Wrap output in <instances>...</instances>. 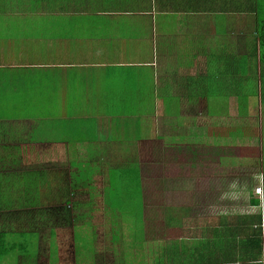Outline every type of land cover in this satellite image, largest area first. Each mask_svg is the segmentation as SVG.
<instances>
[{
  "label": "crops",
  "instance_id": "1",
  "mask_svg": "<svg viewBox=\"0 0 264 264\" xmlns=\"http://www.w3.org/2000/svg\"><path fill=\"white\" fill-rule=\"evenodd\" d=\"M263 28L264 0H0V160L14 148L55 164L30 167L31 179L108 195L111 211L112 171L132 168L143 194L170 187L176 200L143 204L141 240L128 242L148 264H264V194L224 211L241 189L226 180L240 144L226 116L264 92Z\"/></svg>",
  "mask_w": 264,
  "mask_h": 264
},
{
  "label": "rangeland",
  "instance_id": "2",
  "mask_svg": "<svg viewBox=\"0 0 264 264\" xmlns=\"http://www.w3.org/2000/svg\"><path fill=\"white\" fill-rule=\"evenodd\" d=\"M251 75L253 78L256 77L253 69ZM13 101L3 100L2 102L12 103ZM224 101L223 98L211 100V110L218 109ZM235 102L236 111L230 117L226 116V124L229 121L227 125L238 127L236 137L240 134L238 141L240 144L232 147L237 149L234 152L226 151V157L231 160V163H226V166L232 165L226 171L234 172L233 178L227 177L226 180H232L234 184L237 182L241 189L235 191L238 194L233 199L230 192L227 191L225 195L224 211L231 213L239 211L242 207L243 212L248 210L245 205L251 203L250 197L256 189L263 188L264 179V99L260 98L254 102L257 108L253 110V112L256 110L253 114L248 111V99L240 98ZM236 122H238L237 126ZM224 146L230 147L228 140ZM14 151V148H10V155L0 160V180L6 178L13 188L7 193L0 188L2 198L8 200L7 205L4 204L5 210L0 218V232H36L38 234L35 237L37 250L30 255H21L17 249L8 256L0 258V264H124L123 259L128 252V242L132 238L140 241L142 237L143 204H146L148 208L162 204L166 210L176 200V194L168 186L159 189L155 188V185H149L150 190L147 188V192L143 194L144 187L141 189V185L138 186L137 180L133 178L132 168L123 172L112 171L113 187L110 191L114 197L112 203H115L111 211L108 195H88L80 191L78 194L66 195L64 189L52 191V188H47L49 183L60 180L52 174H46V178L38 182L34 178L31 179L30 167L35 170L36 167L43 165L52 167L55 164L24 163ZM42 170H45L44 167ZM164 173L170 175L172 172L165 170ZM48 178L50 182L45 186L49 181ZM32 181L36 183L30 184ZM81 182L84 184V180ZM138 182L142 183V180L138 179ZM22 183L32 188L35 186L34 190H37L39 194H35L37 191L28 193L27 189L25 192L28 196L17 193L14 190L17 188L15 184L22 185ZM80 188L84 189V186L81 185ZM205 193L214 205L220 202L218 190L210 189ZM35 196L36 199L33 198ZM261 198H259L260 203H262ZM22 201H29L30 208L26 209L28 205ZM234 203H238L237 207L228 209L227 205ZM150 214L153 217L152 212ZM150 230L154 232L152 227ZM52 231L55 234L54 237L51 234ZM160 231H162L161 228L158 229V232ZM209 234L211 235L210 232ZM123 238L127 240L124 241ZM14 241L20 243L21 240H18L15 235ZM52 241L55 242L56 249L59 248V256L54 257L57 262H54L51 256L49 257ZM145 260L149 263L153 261L152 258H145Z\"/></svg>",
  "mask_w": 264,
  "mask_h": 264
},
{
  "label": "trees",
  "instance_id": "3",
  "mask_svg": "<svg viewBox=\"0 0 264 264\" xmlns=\"http://www.w3.org/2000/svg\"><path fill=\"white\" fill-rule=\"evenodd\" d=\"M260 41L263 42V44L261 45V48L264 52V28H263V31L260 32ZM260 58H261V61L264 63V53H262V55H260ZM260 98L264 99V92L261 93ZM260 98L248 99V104H249L248 105V111H249V113H251V112H252V114L256 113V110H255V112H253V110L257 108V106L254 105V102L256 100H259ZM18 177H19V175H18ZM19 179H20V177H19ZM5 181L9 183V181L7 179ZM0 188L5 193L9 192L8 188L3 187L1 184H0ZM17 193H22L23 196H28L27 193L25 192V190H23V189H18ZM263 194H264V179H263ZM33 198L36 199V196ZM7 202H8V200L5 198H2L1 192H0V218L2 217L3 212L5 210L4 204H6ZM22 202L24 204H27V205L30 203L29 201H22ZM263 203H264V195H263ZM30 206L31 205H28L27 206L28 208H26V209H29ZM51 234L54 237L55 234L53 231ZM15 235L18 238V240H21L20 243H17L14 241ZM37 235L38 234L36 232H29V231L28 232H0V258L8 256L10 253L15 252L17 249H18V253L21 255H23V254L30 255V253H32L33 251L36 250V247H35L36 246V242H35L36 238L35 237ZM7 240L13 241V242H9ZM134 241H135V239H133V241H131L130 246L133 245L134 248H137L136 246L138 244H136ZM51 248L53 250L52 258H54L55 257L54 253H55V249H56V245H55L54 241L51 242ZM139 257L140 256L134 257V253L129 254L127 252L125 254L124 259H123L124 264H148V262L145 260V256H142L141 258H139Z\"/></svg>",
  "mask_w": 264,
  "mask_h": 264
},
{
  "label": "built area",
  "instance_id": "4",
  "mask_svg": "<svg viewBox=\"0 0 264 264\" xmlns=\"http://www.w3.org/2000/svg\"><path fill=\"white\" fill-rule=\"evenodd\" d=\"M255 192H256V194L259 195V196L263 195V190H262V188H258V189H256Z\"/></svg>",
  "mask_w": 264,
  "mask_h": 264
}]
</instances>
